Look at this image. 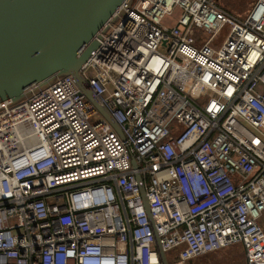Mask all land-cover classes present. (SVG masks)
<instances>
[{"label": "built area", "instance_id": "2783aa9c", "mask_svg": "<svg viewBox=\"0 0 264 264\" xmlns=\"http://www.w3.org/2000/svg\"><path fill=\"white\" fill-rule=\"evenodd\" d=\"M94 40L79 74L121 133L69 77L0 102V264H161L154 234L166 264H264V0L124 1Z\"/></svg>", "mask_w": 264, "mask_h": 264}, {"label": "water", "instance_id": "95a60500", "mask_svg": "<svg viewBox=\"0 0 264 264\" xmlns=\"http://www.w3.org/2000/svg\"><path fill=\"white\" fill-rule=\"evenodd\" d=\"M124 1L130 5L133 0H0V102L18 103L31 89L36 92L56 78L69 77L121 133L92 100L79 70L97 46L94 36ZM137 180L149 215L144 188ZM154 242L160 263L166 264L156 234Z\"/></svg>", "mask_w": 264, "mask_h": 264}, {"label": "rangeland", "instance_id": "374dc122", "mask_svg": "<svg viewBox=\"0 0 264 264\" xmlns=\"http://www.w3.org/2000/svg\"><path fill=\"white\" fill-rule=\"evenodd\" d=\"M221 7L227 9L234 15L244 18L254 6L256 0H215ZM229 27H224L215 36L213 43L210 46L214 50H218L223 43ZM175 251L171 254H166L167 261L171 263V256H174ZM243 253L240 246H232L219 252L210 253L201 256L193 264H243Z\"/></svg>", "mask_w": 264, "mask_h": 264}, {"label": "trees", "instance_id": "16d2710c", "mask_svg": "<svg viewBox=\"0 0 264 264\" xmlns=\"http://www.w3.org/2000/svg\"><path fill=\"white\" fill-rule=\"evenodd\" d=\"M241 248V247H240ZM242 250V249H241Z\"/></svg>", "mask_w": 264, "mask_h": 264}]
</instances>
